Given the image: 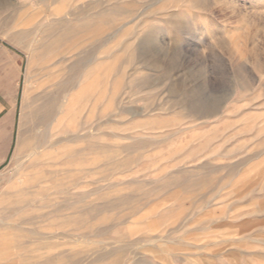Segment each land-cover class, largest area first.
Returning a JSON list of instances; mask_svg holds the SVG:
<instances>
[{"label": "rangeland", "instance_id": "rangeland-1", "mask_svg": "<svg viewBox=\"0 0 264 264\" xmlns=\"http://www.w3.org/2000/svg\"><path fill=\"white\" fill-rule=\"evenodd\" d=\"M0 264H264V0H0Z\"/></svg>", "mask_w": 264, "mask_h": 264}, {"label": "bare ground", "instance_id": "bare-ground-1", "mask_svg": "<svg viewBox=\"0 0 264 264\" xmlns=\"http://www.w3.org/2000/svg\"><path fill=\"white\" fill-rule=\"evenodd\" d=\"M62 107V106H61ZM61 110V109H60ZM60 110H59V112H60Z\"/></svg>", "mask_w": 264, "mask_h": 264}]
</instances>
